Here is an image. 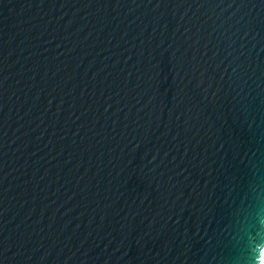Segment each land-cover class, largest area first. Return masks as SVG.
<instances>
[{
	"label": "water",
	"instance_id": "1",
	"mask_svg": "<svg viewBox=\"0 0 264 264\" xmlns=\"http://www.w3.org/2000/svg\"><path fill=\"white\" fill-rule=\"evenodd\" d=\"M257 172L264 0H0V264H232Z\"/></svg>",
	"mask_w": 264,
	"mask_h": 264
},
{
	"label": "clouds",
	"instance_id": "2",
	"mask_svg": "<svg viewBox=\"0 0 264 264\" xmlns=\"http://www.w3.org/2000/svg\"><path fill=\"white\" fill-rule=\"evenodd\" d=\"M239 221L230 238L236 240L242 236L243 255L233 256L232 264H264V178L259 172L250 185Z\"/></svg>",
	"mask_w": 264,
	"mask_h": 264
}]
</instances>
